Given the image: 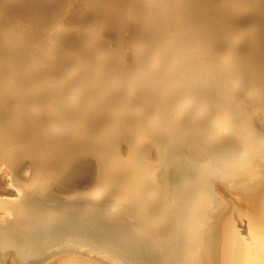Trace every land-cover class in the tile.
<instances>
[{"label":"bare ground","instance_id":"1","mask_svg":"<svg viewBox=\"0 0 264 264\" xmlns=\"http://www.w3.org/2000/svg\"><path fill=\"white\" fill-rule=\"evenodd\" d=\"M12 1L18 9L9 2L0 5V49L24 47L20 58H13L9 52L7 59H13L0 62V98L3 96L6 104L0 101L9 109L5 116L0 114V119L9 118L3 125L0 121V169L12 176L20 198H0V264H229L236 230L234 213L253 227H264V112H259L264 107V95L238 89V71L228 67L246 61L254 67L255 73L248 69L252 78L264 76V32L256 35L264 30L262 2L73 0L78 3L76 15L92 16L83 25L74 24L75 29L63 30L64 22L54 7L48 8L47 0ZM69 2L66 0V5ZM116 13L126 17L134 14L128 41L141 58L136 63L146 64L122 70L120 61L115 66L113 60L114 69L100 79L96 67L79 60L87 52L95 60L108 51L99 39V28L110 24L109 29L115 31L113 20L103 15ZM242 24L249 27L240 29ZM250 31L253 35L248 34ZM50 37L78 50L71 57V53L55 55L50 50L55 45L51 46ZM31 39L39 45H28ZM125 42L122 45L126 46ZM122 45L119 47L125 48ZM149 45L159 53H149ZM162 60L166 61L163 66ZM74 63L78 69L73 68ZM71 69L75 70L68 72ZM76 70L73 84L77 87L67 89L76 93L78 100L70 104L68 90L61 84H67ZM250 72L246 71L247 75ZM87 75L90 77L84 82ZM219 76L226 82L219 84L225 86L221 91L215 90ZM143 80L148 85L145 93H140L138 86ZM11 81L16 88L11 87ZM26 84L44 87L35 93H44L54 102L63 100L66 113L63 110L56 116L50 107L42 119L31 110L28 112L38 120L21 115L22 107L12 99L22 96L19 89ZM60 88L65 91L56 93ZM255 100L263 105L252 106ZM147 108L150 118L143 117ZM67 113L72 120H66ZM25 120L31 124H22ZM111 121L115 125L109 124ZM53 122L65 124L67 135L71 132L73 137V132L82 144L93 143V159L112 162L108 166L104 162L108 167L104 168L118 167L113 163L123 165L122 175L110 192H95L89 197L88 192V198L81 200L80 191H57L55 167L52 172V165L51 170L44 168L47 158L35 147L39 140L34 143L37 134ZM109 125L116 128L111 129L114 135L128 126L127 131L123 127L125 134L119 131L122 136L117 133V139H126L130 152L137 148L134 155L124 156L127 153L117 151L113 140L105 142L99 137ZM163 137L164 142L160 140ZM148 142L157 154L155 160ZM19 148L25 154L32 150L28 151L33 179L26 183L20 182L14 171L18 158L25 155L17 156ZM105 170L115 175L111 168L110 172ZM105 173L101 175L105 177Z\"/></svg>","mask_w":264,"mask_h":264},{"label":"rangeland","instance_id":"2","mask_svg":"<svg viewBox=\"0 0 264 264\" xmlns=\"http://www.w3.org/2000/svg\"><path fill=\"white\" fill-rule=\"evenodd\" d=\"M48 2H47V6H48V8H50V7H54L55 8V12H57V14L60 16V21L62 20V22H64L63 23V30L65 29V30H70L69 28H71V29H75V27H77L78 25H83L84 23L83 22H85L86 20H89L90 18H91V16L92 15H88V14H85V15H83V16H78V15H76V13H75V11H76V9L78 8L77 7V5L76 4H78V3H76V2H73V0L71 1L70 0V2L68 3V5H66V0H63V3H62V0H47ZM261 2H262V5H263V8H264V0H260ZM1 2H3V3H1ZM8 2H9V4L12 6H14L16 3L14 2V1H12V0H0V5L1 6H5V5H7L8 4ZM54 2V3H53ZM71 3V4H70ZM56 4V5H55ZM63 4H65L64 6H63V8L61 7ZM70 4V5H69ZM72 5V6H71ZM262 5H260V7H262ZM66 6L67 7H69L68 9L66 8ZM46 7V6H45ZM61 7V8H60ZM66 8V10H65V8ZM73 7H74V9H73ZM229 7V6H228ZM15 8H17L16 7V5H15ZM59 8H60V10H59ZM18 9V8H17ZM64 9V10H63ZM229 9H231V10H233L232 9V7H229ZM62 10H63V12H62ZM68 10V11H67ZM99 10V9H98ZM48 11L49 10H47L46 12H45V14L46 13H48ZM66 11H67V13H66ZM43 12V11H42ZM41 12V13H42ZM62 12V13H61ZM73 13V14H72ZM75 15V16H74ZM72 16V17H71ZM109 16V17H108ZM133 16V17H132ZM103 18L104 19H112L113 20V23H114V25H115V28H114V30L115 31H112V30H110L109 29V26H110V24H108V27H107V25L106 26H102L101 28H99V33L101 34V36H100V38L99 39H101L100 41H104V44L102 45L104 48H106V50H108L106 53H104V54H102L101 56H99V58H97V59H95V60H92L91 58H94L93 57V55H91V52H87L86 54L84 53V55H82V56H84V57H80L81 59L79 60V62L80 61H82V63H90V67H92V65H93V68H95L96 67V70L98 71V73H99V75H98V77L100 78V77H105L106 76V73L107 72H109V71H111V70H113L114 69V67L115 66H117V62L116 61H118L119 63V67H121L122 68V70H126V69H129V68H131V66L133 67V68H135V67H137L140 63H142V65L143 64H146L145 62H143V61H140V63L138 64V63H136L138 60H140L141 58L140 57H138L139 56V54H136L135 53V51L133 50V47L131 46V42H129L131 39L130 38H132V30H133V27H134V23H135V19H133L134 18V14H131L130 15V17H126V15H119L118 13H116V14H114V15H110V14H104L103 15ZM114 18V19H113ZM133 20H132V19ZM79 19V20H78ZM82 21H81V20ZM131 19V20H130ZM129 20H130V22H132V21H134V22H132V23H130L129 22ZM72 21V22H71ZM126 23H128V24H126ZM244 23V22H243ZM248 22H246V24H247ZM249 23H250V21H249ZM67 24V25H66ZM76 26H75V25ZM245 24V25H246ZM251 24V23H250ZM67 26V27H66ZM75 26V27H74ZM118 26V27H117ZM242 26H243V28L241 27L240 29H246L247 27H249V25H246V26H244V24H242ZM263 28H264V26H262ZM132 29V30H131ZM128 30H129V32H128ZM62 31V30H61ZM125 31V32H124ZM260 31H262V33L264 32V30H262V28H261V30H259V32L258 33H256V35L257 34H262V33H260ZM126 32H128V33H126ZM130 33H131V35H130ZM250 33V34H249ZM248 34L249 35H253V33H251V31L250 32H248ZM255 35V36H256ZM124 37H126V39L124 38ZM128 37V38H127ZM260 37V36H259ZM122 38H124V39H122ZM34 39H31V40H29L28 41V45H31V44H33V45H39L38 43L37 44H35V42L33 41ZM129 40V41H128ZM48 41H50L51 42V46H52V44L53 43H55V45H53V47L50 49V50H52L54 53H55V55H58V56H61V55H65L66 53H71L70 54V57L71 56H73V53H75L77 50H78V48H76V46L75 45H73V44H70V43H66V41H62V42H59V40H57L56 39V37H50V39L48 40ZM57 41V42H56ZM126 41V42H125ZM128 41V42H127ZM124 42H125V44H126V46H124V45H122V44H124ZM120 43V44H119ZM130 45H129V44ZM42 44H45V43H42ZM48 45H49V43H48ZM120 45H122L123 47H125V48H121V47H119ZM129 46V47H128ZM22 47H24V46H21V47H17V48H15L14 50H10V51H5L3 48H1L0 49V62L3 60L4 61V63L5 62H8V61H10L11 59H13V58H20L21 56H23V54H22V52H23V49H22ZM149 53L153 50H151L150 48H154L153 47V45H152V47H151V45H149ZM154 50H156V49H154ZM153 50V54L155 55V54H157V53H159V51H157V53L155 52ZM9 52H12L11 53V55H12V57H10L11 59H7V54L9 53ZM84 52V51H83ZM151 55H152V53H151ZM147 57V56H146ZM83 58H85V59H83ZM69 59V58H68ZM8 60V61H7ZM114 60V62L115 63H113L112 61ZM89 61V62H88ZM68 61H66V63H67ZM163 62H166V61H163L162 60V63H161V66H163L164 65V63ZM112 63L115 65H113V66H111L112 65ZM248 63V64H247ZM138 64V65H137ZM243 64V65H242ZM251 63H249V62H246V61H244L243 63H240L239 65L237 64V65H229L228 67H229V70H234V68H236V69H238L237 68V66L238 67H241V68H239L238 70H236L235 69V71H238L237 72V74L236 75H238V76H236V78L238 79V81L240 80L241 81V86H237V88L238 89H243V88H246V89H248V90H252V91H254V92H258V93H262L263 95H264V76H259V77H257L256 76V79H255V77H251L253 74H251V72H252V70H253V66L251 65ZM74 65H75V63H74ZM129 65V66H128ZM142 65H139V66H142ZM241 65V66H240ZM248 66V68H245L244 66ZM147 66V65H146ZM145 66V67H146ZM78 67H79V65L77 66V65H75V67L73 66V68H75V69H78ZM110 67H113L112 69H109ZM233 67V69H231ZM243 67V68H242ZM251 67V68H250ZM257 68H259L258 67V65L256 66ZM124 68H126V69H124ZM260 68H261V66H260ZM263 68V67H262ZM75 69H71L70 71H68V72H71V71H73V70H75ZM104 69H106V70H104ZM244 69H246V70H244ZM248 69H250L251 70V72H250V70H248ZM241 70H244L243 71V74H242V71ZM103 72L104 74H102L101 72ZM240 71V72H239ZM246 71L248 72H250L249 74H251L250 76H249V74L247 75V73H246ZM102 75H101V74ZM246 73V74H245ZM252 73H255V72H252ZM75 74V75H74ZM233 74V73H232ZM220 76H222L221 74H219ZM78 76V74H77V70L75 71V73H73L72 74V76L70 77V78H72V80L69 78V80L67 81V84H66V82L65 83H62L61 84V87H63V88H65L66 89V91L68 90L67 88H76L77 86L76 85H74L73 84V80L76 78ZM220 76H219V78H218V80H220V82L219 83H217V85H218V88H216L215 87V90H218V91H221V90H224V87L222 88L220 85H223L224 83H226L225 81H223V80H221V78H220ZM88 77H90V76H88L87 75V77H85V79H84V82H86V79H88ZM96 77V76H95ZM94 77V78H95ZM239 77H240V79H239ZM244 77V78H243ZM261 77V78H260ZM97 78V77H96ZM246 78V79H245ZM248 78V79H247ZM259 78V79H258ZM101 79V78H100ZM99 79V81H101ZM244 81H243V80ZM250 79V80H249ZM247 80V82H245ZM243 81V82H242ZM256 81V82H255ZM257 81H259L258 83H257ZM262 81V82H261ZM70 82V83H69ZM143 82H146V80H143ZM142 82V84H140V86H138V89H139V92L140 91H145V86L146 85H148V83L146 82V83H143ZM245 82V83H244ZM253 82V83H252ZM248 83V84H247ZM11 87L12 88H16V86H14V83H12V81H11ZM87 83H85V85H86ZM145 84V85H144ZM220 84V85H219ZM245 84V85H244ZM259 84H261V85H259ZM64 85V86H63ZM67 85V86H66ZM83 86H84V83L82 84ZM33 86H34V88H33ZM83 86H81L80 85V87L78 86V88H79V90H81V91H83ZM143 86V87H142ZM256 86V87H255ZM10 87V88H11ZM24 88H21V89H19V91H21V92H19L20 93V95H22L21 97H18V98H13L14 97V95H13V99H12V103H14L15 101H17V102H19L18 104L22 107V108H24V106H25V110L24 109H20V112H21V115L23 114V115H25V116H27V118H28V120H33V119H30V118H33V117H35L36 119H37V117L36 116H40V118H41V116H43L44 114H45V112H48L47 110L49 109V111L52 113V114H56V112H57V114H56V116L58 115V113L60 112H62L63 110V112L64 113H66V110L63 108V106L61 105V103H63V100H61V101H57V102H54V100L55 99H53V101L51 100L52 98L51 97H49V99H48V96L46 95V97H45V94L44 93H35L36 91H40L41 89V91H43L44 90V87H42V88H40L41 86L40 85H38V86H35V85H33V84H26V86H23ZM30 87V88H29ZM220 87V88H219ZM259 87V88H258ZM144 88V89H143ZM257 88V89H256ZM7 88H5L4 89V91L6 90ZM25 90V91H23V90ZM33 89V90H32ZM37 89H39V90H37ZM65 89H63L62 90V92H61V88L60 89H58L57 90V92L56 93H60L61 92V94L63 93V91H65ZM255 89V90H254ZM135 90H137L136 88H135ZM213 91V92H216V91ZM258 90V91H257ZM262 90V91H261ZM3 91V89L1 90V93H3L2 92ZM28 91V92H27ZM60 91V92H59ZM260 91V92H259ZM10 92H13V91H10ZM23 92V93H22ZM31 93V94H30ZM66 93H68L67 94V98H69L71 101H69V103L71 104V103H76L77 101L76 100H78V95H76V93H73V92H70L69 93V90H68V92H66ZM131 93L132 94H135V95H138V91H134L133 92V90L131 91ZM137 93V94H136ZM140 93H142V92H140ZM139 93V94H140ZM145 93V92H144ZM216 93H218V92H216ZM25 94V95H24ZM34 94H36V95H34ZM37 94H39V95H37ZM24 95V96H23ZM143 95V94H142ZM74 96V97H73ZM144 96V95H143ZM23 97V98H22ZM56 96H53V98H55ZM146 97V96H145ZM20 98H22V99H20ZM26 98V99H25ZM33 98V99H32ZM34 98H38V99H36V103L33 101L34 100ZM41 98V99H40ZM140 98V97H139ZM1 99V101L2 102H4L5 103V100H4V98H3V96H2V98H0ZM68 99V100H69ZM21 102H20V101ZM46 100H48L49 102L47 103V101ZM0 101V102H1ZM31 101V102H30ZM40 101V102H39ZM258 101V102H257ZM0 103V108H2V110L0 109V111H1V113L0 114H2L3 116H5V114L7 113V111L9 110V109H7V107L5 106V104L4 103ZM53 102V103H52ZM60 102V103H59ZM255 102V103H254ZM262 101L260 100H255V101H253L252 103H250L252 106H255V104L256 105H260V104H262L261 103ZM21 103H23V104H21ZM52 103V104H51ZM55 103V104H54ZM57 103V104H56ZM68 102L66 103V105H68L69 104ZM48 104H50V105H48ZM2 105H4V106H2ZM59 106V108H58V106ZM61 105V106H60ZM263 105V104H262ZM54 106V107H53ZM6 107V108H5ZM50 107H51V109H50ZM57 107V108H56ZM5 108V110H3ZM47 108V109H46ZM53 109H54V111H53ZM24 110V111H23ZM26 110H27V112H26ZM33 111V113L32 112H28V111ZM3 111V112H2ZM56 111V112H55ZM26 112V113H25ZM259 112H264V107L262 108V111L260 110ZM34 115L35 113V115L36 116H33L32 114ZM20 115V116H21ZM32 115V116H31ZM67 116H69L66 120H69V119H71L72 120V118H71V116L67 113L66 114ZM263 115V114H262ZM30 116V117H29ZM144 118H150V117H152V116H149V108H147L146 110H145V113H144V116H143ZM43 118V117H42ZM41 118V119H42ZM7 119H9V118H7ZM6 118H4V119H0V121H1V124L3 125V124H5V122L6 121H8ZM36 119H34V121L33 122H35V121H37ZM2 120H3V123H2ZM6 120V121H5ZM5 121V122H4ZM147 120H145V122H146ZM24 123H22V124H24L25 126H27V125H29V124H31L30 122L28 123V121H23ZM66 123H67V121H66ZM57 124V125H56ZM55 124V122H53V124H52V126H50L48 129H42V131L43 132H39L38 134H37V137H35V141H34V143L36 142V141H38L39 143H37V145H36V143H35V147L37 148V151L40 153V154H42L43 156H45L46 158H47V162L46 161H44L43 160V162H45L46 164H47V166H46V164L45 165H43V166H45L44 168H47V169H49L51 166H49V165H52V170H51V168H50V170H47V169H45L46 171H50V172H52L53 171V168H54V176L55 177H53V178H55V179H57L56 181H55V179L53 180L52 179V177H51V179L54 181L52 184H55V182H56V185H55V188L57 189V191L59 192V193H62L61 191H66V192H68V193H66V194H73V193H76L77 194V192H79V196H82V197H80L81 198V200L83 199V197L85 198V197H87V195L86 194H88V192L90 193V195L88 194V197L89 196H93V195H95L96 193H99L100 191V193H103V192H110V188H111V190L113 189V187H115L114 185H116V180L118 179V177H120V175H122V172H121V170H123L121 167L123 166H121L120 164H115V163H113L114 164V167L115 166H120V170L118 171V169H117V172H114L116 169L115 168H118V167H115V168H113L112 166H110L109 167V169H106V168H108V167H106V164L104 163V162H108V161H101V163H102V165H103V163H104V166L103 167H99L100 168V170L102 171V172H100V170H99V168H98V166H100L101 165V163L99 162V160L97 161V159H93V156H92V154L90 153L91 152V148H93V143H89V144H87V145H84V144H82L80 141H77L78 139L76 138V136H75V134L72 132V135H73V137L72 136H70L69 134L71 133V132H69L68 133V135H67V133L66 132H68L67 130H66V126H65V124L63 125V124H61L60 122L59 123H56ZM109 124H111V125H113L114 124V122H112L111 121V123H109ZM24 125H23V127L22 128H25L24 127ZM115 125V124H114ZM65 126V127H64ZM108 127V126H107ZM107 127L106 128H104V129H106V130H104L103 129V131H105L104 133H101L100 134V138L101 139H103L105 142H108L109 140L112 142V140H113V142H114V145H116V147H117V151H119L121 154H126V155H124V156H128V153H130L129 155H134L137 151V148H135V149H133V151L135 152H133V151H131L130 152V149H132V148H129V144H128V142H127V140L126 139H124V138H120L119 137V139H117L118 137V135H117V133L119 134V135H121V131L125 128V126H122V128L119 130L118 128V132L117 131H115V133H116V135H114V131L113 130H115L114 128H112L110 125H109V127H108V129H107ZM111 127V128H110ZM124 127V128H123ZM128 127V126H127ZM127 127L124 129V130H126L127 131ZM120 128V127H119ZM27 129H29V128H27ZM111 129H113L112 131H111ZM30 130V129H29ZM48 130V131H47ZM58 130H60V131H58ZM123 130V131H124ZM53 131V132H52ZM64 131V133H66V135L68 136H66L64 133H62ZM66 131V132H65ZM110 131L113 133V134H111L110 136L112 137V138H110V136L108 137V135H109V133H110ZM120 131V132H119ZM122 131V132H123ZM126 131H125V133H126ZM143 131L144 130H141V132L140 133H142L143 134ZM29 132V131H28ZM46 132V133H45ZM109 132V133H108ZM45 133V134H44ZM124 132L122 133V134H125ZM64 134V136H62ZM106 134H108V135H106ZM50 135H52V136H50ZM103 135V136H102ZM64 139L63 141L61 140L62 138ZM122 136V135H121ZM125 136V135H124ZM104 137V138H103ZM113 137H116V139L118 140V141H114V140H116L115 138H113ZM126 137V136H125ZM38 138H40V139H38ZM108 140H107V139ZM41 139H42V141H41ZM165 139L164 137L163 138H161L160 140L162 141V142H164L163 140ZM60 140V141H59ZM145 140V139H144ZM41 141V142H40ZM54 141V142H53ZM146 141V140H145ZM161 141H159V142H161ZM20 142V141H19ZM59 142H62V144L61 143H59ZM80 142V143H79ZM115 142H117V143H115ZM144 142V141H143ZM41 143V144H40ZM93 144V145H92ZM144 144H145V142H144ZM148 144L150 145V143L148 142ZM147 144V145H148ZM17 145H18V143H17ZM41 145V146H40ZM44 145V146H43ZM50 145V146H49ZM64 146V149L61 147V146ZM92 145V146H91ZM148 145V146H149ZM152 145V144H151ZM151 145H150V147L148 148L149 150H150V152H153L152 150H153V146L151 147ZM43 146V147H42ZM83 146V147H82ZM86 146V147H85ZM88 146V147H87ZM89 146H91V147H89ZM147 146V147H148ZM31 148V147H30ZM29 148V149H30ZM40 148V149H39ZM61 148L63 149V150H61ZM90 148V149H89ZM134 148V147H133ZM17 149V148H16ZM16 149H14V150H16ZM29 149H27V152H26V154L24 153V150L23 149H21V148H19L18 150V155L17 156H20L19 154H25V155H23V156H25V157H23V156H21V158L19 157L18 158V160H17V162H16V166H15V174H16V176L20 179V182H25L26 183V181H29V180H31V179H33L32 177H31V175H32V173H33V169H34V166H33V163H32V160H30L31 158H29L30 157V152L29 151H31L32 152V150L31 149H33V148H31L30 150ZM46 149H47V151H46ZM29 150V151H28ZM84 150V151H83ZM89 150V151H88ZM94 150V152H97V153H99L98 151H100V150H98V149H93ZM97 150V151H96ZM121 150H122V152H121ZM22 151V152H21ZM43 151H44V154H43ZM85 151H87V152H85ZM124 151L126 152V153H124ZM29 153V154H28ZM63 153V154H62ZM154 153L155 152H153V154L152 153H150V154H152L150 157L151 158H153L154 160L156 159V158H154V157H156L157 156V154L156 155H154ZM29 156H28V155ZM48 154V155H47ZM149 154V155H150ZM154 155V156H153ZM15 156H16V154H15ZM28 156V157H27ZM48 156V157H47ZM24 158V159H23ZM27 158V159H26ZM49 159V160H48ZM50 160H52V162L50 161ZM153 160V161H154ZM16 161V160H15ZM14 161V162H15ZM99 162L98 164H97V162ZM49 162H50V164H49ZM32 163V164H31ZM51 163H53V164H51ZM110 163L112 164V162H108V164H107V166L108 165H110ZM44 164V163H43ZM53 165H54V167H53ZM104 167H106V168H104ZM41 168H42V166H41ZM110 168H111V170L114 172V174L115 175H111L112 173H105L104 171H103V169L105 170H107V171H109L110 172ZM114 169V170H113ZM41 170V169H40ZM42 170H43V168H42ZM55 170H57L56 171V173H55ZM105 170V171H106ZM2 171V172H1ZM111 171V172H112ZM121 172V173H120ZM3 170H1L0 169V198L1 199H6V200H15V199H17L18 198V196H19V198H20V195H19V192H18V187H17V185L15 186V185H13V184H15L14 183V181H12L13 179H11V175L10 174H8V172L7 171H5L3 174ZM99 173H100V175L102 174V173H105V177H104V175L102 176L101 175V177H100V175H99ZM116 173L117 174H119V175H116ZM57 174V175H56ZM111 175V176H107V175ZM8 175H10V178H9V176ZM106 176L108 177V179L106 178ZM113 176H117L116 178L115 177H113ZM98 177H100V178H98ZM104 178V180H102L103 178ZM105 178L107 179V180H105ZM113 178V179H112ZM100 179V180H99ZM109 180V181H108ZM114 181V183L112 182V181ZM104 181L106 182L107 181V183L108 182H112L113 183V185H111L112 183L110 182V183H104ZM13 182V183H12ZM102 182V183H101ZM99 183H101V184H99ZM98 184V185H97ZM104 184H105V186H104ZM107 184V185H106ZM111 186H110V185ZM97 188H96V187ZM102 186V187H101ZM110 186V187H109ZM106 187V188H105ZM108 187V188H107ZM94 188V189H93ZM103 188V189H102ZM79 189V190H78ZM87 189V191H84V190H86ZM91 189V190H90ZM98 189V190H97ZM100 189V190H99ZM102 189V190H101ZM74 190H75V192H74ZM108 190V191H107ZM93 191H94V194H93ZM71 192H73V193H71ZM82 192H86L85 194L84 193H82ZM92 192V193H91ZM96 192V193H95ZM64 193V192H63ZM81 193V194H80ZM103 194H105V193H103ZM84 195V196H83ZM87 197V198H88ZM75 199H77V198H75ZM234 217H233V223H234V227L236 228L239 224H241L242 222H246L245 221V219H242V218H237V216L235 215V213H234V215H233Z\"/></svg>","mask_w":264,"mask_h":264},{"label":"water","instance_id":"3","mask_svg":"<svg viewBox=\"0 0 264 264\" xmlns=\"http://www.w3.org/2000/svg\"><path fill=\"white\" fill-rule=\"evenodd\" d=\"M229 264H264V227L247 222L236 227Z\"/></svg>","mask_w":264,"mask_h":264}]
</instances>
